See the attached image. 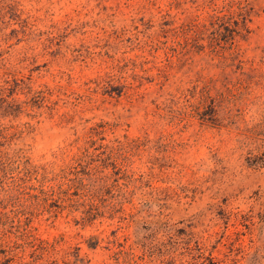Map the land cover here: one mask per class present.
Listing matches in <instances>:
<instances>
[{
	"label": "rangeland",
	"instance_id": "obj_1",
	"mask_svg": "<svg viewBox=\"0 0 264 264\" xmlns=\"http://www.w3.org/2000/svg\"><path fill=\"white\" fill-rule=\"evenodd\" d=\"M1 86L0 264H264V0H0Z\"/></svg>",
	"mask_w": 264,
	"mask_h": 264
},
{
	"label": "trees",
	"instance_id": "obj_2",
	"mask_svg": "<svg viewBox=\"0 0 264 264\" xmlns=\"http://www.w3.org/2000/svg\"><path fill=\"white\" fill-rule=\"evenodd\" d=\"M237 15L241 18V22H243V24L245 23V20L248 18V11L244 8V6H238V10H237ZM232 16L231 13L229 14H225V13H222L221 15H213L212 18H214L215 20H219L222 22L224 21V18H230ZM235 23H237L236 20H234ZM230 30V33L228 34V36H225V38H222L223 39V42H232L233 38H234V33H237L238 30L236 28H231L229 29ZM217 45L221 48H223L224 46L221 44V43H217ZM4 87H0V92L3 90ZM10 106V105H8Z\"/></svg>",
	"mask_w": 264,
	"mask_h": 264
}]
</instances>
